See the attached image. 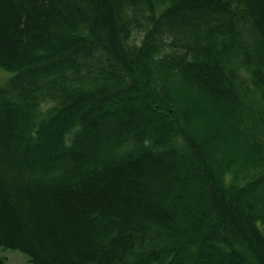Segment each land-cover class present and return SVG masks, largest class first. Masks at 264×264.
Segmentation results:
<instances>
[{
    "label": "trees",
    "instance_id": "16d2710c",
    "mask_svg": "<svg viewBox=\"0 0 264 264\" xmlns=\"http://www.w3.org/2000/svg\"><path fill=\"white\" fill-rule=\"evenodd\" d=\"M0 68V264H264V0H0Z\"/></svg>",
    "mask_w": 264,
    "mask_h": 264
},
{
    "label": "rangeland",
    "instance_id": "374dc122",
    "mask_svg": "<svg viewBox=\"0 0 264 264\" xmlns=\"http://www.w3.org/2000/svg\"><path fill=\"white\" fill-rule=\"evenodd\" d=\"M136 41L140 37V32L135 33ZM14 71L0 68V85L7 83V81L14 75ZM1 253L6 257L5 264H28V257L18 250H2Z\"/></svg>",
    "mask_w": 264,
    "mask_h": 264
}]
</instances>
